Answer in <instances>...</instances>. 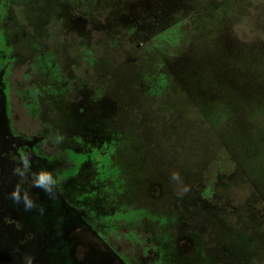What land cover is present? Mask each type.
Segmentation results:
<instances>
[{
    "label": "rangeland",
    "instance_id": "obj_1",
    "mask_svg": "<svg viewBox=\"0 0 264 264\" xmlns=\"http://www.w3.org/2000/svg\"><path fill=\"white\" fill-rule=\"evenodd\" d=\"M122 1L129 17L139 20L140 28L135 33L143 44L138 48L122 42L108 45L106 51L118 52L119 57L129 53L138 68L128 71L149 77L157 91L142 101L136 93L135 103L142 111H135V122L128 117L119 121L131 122L128 124L133 137L142 142L149 139L150 145L143 147V143H138L136 148L128 139L118 141L115 146L101 147L99 142L103 139L108 142L114 138L115 128L104 123L111 114L109 110L115 107L110 97L102 105L97 104L100 107L96 111L89 106L93 104L81 107L82 112L90 114L85 124L80 122L79 130L88 139L72 137L70 143L78 145L80 141L87 146L96 143L93 152L97 162L101 160L102 191L110 197L105 206L111 217L133 223L144 220L142 225L149 234L153 229L170 228L177 234L178 242L180 234L188 237L181 246L186 248L191 246L190 237L196 239V245L202 242L201 234L195 232L192 236L186 224L199 226L203 217H223L228 227L222 239L229 245V254L247 257L257 254L261 258L258 263L264 264V0ZM118 3L82 0L68 8L71 12L92 9L102 13V5L116 10ZM20 14L28 24L26 30L39 25L24 6ZM125 44L131 47L127 52ZM26 67L20 64L13 72L24 74ZM106 71L99 73L103 76ZM68 74L66 84L51 80L49 96H69L72 89H78L72 87L78 78L72 72ZM114 76L112 72L111 81ZM160 77L165 83L160 82ZM130 86L125 85L124 100L132 95ZM115 89L119 90L118 86ZM106 90L109 88L105 86L100 89L103 94ZM12 91L13 96L19 97L14 88ZM46 96L44 92V99ZM44 106H50L48 100ZM33 118L38 121L36 115ZM74 124L62 118L56 128L72 131ZM134 129L139 131L135 133ZM142 152L151 160L143 159ZM160 156L164 164L158 167L153 160ZM110 182L112 186L108 188ZM24 192L27 191L21 190V195ZM185 195L192 198L189 205L183 203ZM205 196L220 202L216 214L209 212L213 203ZM209 231L214 234H208L207 240L217 236L213 229ZM171 235L166 232L164 236ZM106 245L117 264H143L125 253L127 250L118 236ZM182 253L186 264H207L208 258V264L222 262L220 254L203 248L193 255ZM169 254L146 264H175Z\"/></svg>",
    "mask_w": 264,
    "mask_h": 264
},
{
    "label": "flooded vegetation",
    "instance_id": "obj_2",
    "mask_svg": "<svg viewBox=\"0 0 264 264\" xmlns=\"http://www.w3.org/2000/svg\"><path fill=\"white\" fill-rule=\"evenodd\" d=\"M78 1L82 0H0V264H113L116 261L108 252L106 242L115 236L123 241L125 253L143 264L152 263L167 253L175 264H186L182 251L193 255L201 248L220 254L222 262L219 260V264H259L260 255L229 254V245L222 239L228 227L223 217H203L198 222L199 226L186 224L192 230V236L195 232L202 236V244L196 245V239L190 237L191 246L186 248L181 246L188 237L180 234L178 242L177 234L174 235L170 228L163 231L153 229L154 232L149 234L142 225H145L144 220L133 223L111 217L108 213L105 204H109L110 197L102 191L101 160L97 162L93 152L96 143L90 142L92 146L80 141L78 145L70 143L72 137L88 139L83 130H79L80 122L85 124L90 114L82 112L81 107L86 103L93 104L89 106L96 111L104 99L110 97L115 107L109 110L111 114L104 123L115 128L114 138L108 142L103 139L99 142L101 147L115 146L118 141L128 139L136 148L138 143L145 147L150 145V140H137L129 127L132 123H123L119 119L128 117L135 122V111H142V107L135 103V94L138 93L142 101L157 89L145 76L140 80L142 84L132 82V95L129 100H124V91L115 89L118 86L114 83L115 76L111 81L119 59L116 56L103 58L104 51L101 50L122 42L135 44L138 48L143 44L138 42L139 36L135 33V29L140 28L139 20L135 18V23L129 12L123 10V1L117 0L120 3L116 4V10L102 5V13L92 9L71 12L68 6ZM23 6L35 17L33 22L39 23L38 26L30 30L23 28L24 24H20ZM119 37L123 41L118 40ZM72 45L80 49V55L84 57L82 62L75 64L81 68L83 63L84 71L89 74L84 78L76 76L77 82L72 87L78 89H72V95L49 96L51 80H59L61 84L67 82L66 77L71 71L68 65L72 64L68 51ZM86 63L90 66L88 69ZM20 64L27 66L24 74L13 72ZM43 65L46 70H43ZM100 70L106 73L102 76ZM160 79L165 83L163 77ZM103 86L109 88L104 94L100 91ZM13 88L19 97L13 96ZM46 100L50 106H44ZM131 111V114H122ZM91 112L93 115L92 109ZM98 117L101 119L103 116ZM62 118L75 122L72 126L75 129L56 128ZM21 154L28 156L31 165V172L24 180L13 174L15 167H22ZM142 156L151 160L145 152ZM153 161L158 167L164 164L161 156ZM41 170L51 172L58 180L52 196L32 186V173ZM111 184L107 187L110 188ZM18 185L30 194L36 205L33 209L26 210L23 203H15L11 198ZM211 229L217 232V236L212 235L207 240ZM206 231L209 232L203 234ZM166 232L172 235L164 236ZM178 245L181 248H177ZM205 261L208 264L209 258Z\"/></svg>",
    "mask_w": 264,
    "mask_h": 264
},
{
    "label": "trees",
    "instance_id": "obj_3",
    "mask_svg": "<svg viewBox=\"0 0 264 264\" xmlns=\"http://www.w3.org/2000/svg\"><path fill=\"white\" fill-rule=\"evenodd\" d=\"M22 22V23H21ZM20 24H24L23 28L27 29L28 27V24L24 21H21ZM105 40V39H104ZM131 47H128L127 45H125L124 49L126 50L125 52H127V50H129ZM107 49H103L101 51H104L102 53V57H106V58H109L111 56H116L118 59H119V63H118V66L116 65V67L114 68L113 72L116 73L115 75V80H114V83L118 84V89L120 91H124V88H125V85H129L131 84V88H132V82L135 81V82H140V80L143 78V75H137L136 72H129L128 71V68H132L134 70H136L138 68V65L135 66V61H133L131 58H130V54L129 53H124L122 55V57H119L118 56V52L117 53H112L110 52L109 50L106 51ZM68 53L70 54V57H71V66L68 65V67L70 68V72L73 73V75L76 77V76H81V77H85L86 75H88L89 73L87 71H84V68L85 66L81 65V68H79L75 63H79L80 61L82 62L83 61V58L80 54H81V50L80 49H77V48H74L73 45L70 46L69 48V51ZM134 56V55H133ZM135 58H137L136 56H134ZM74 62V63H73ZM88 67H90L87 63H86V69H88ZM83 70V71H82ZM81 71V72H80ZM120 71H126V72H120ZM126 76V77H125ZM142 84V83H141ZM123 86V87H122ZM138 88H141V87H138ZM135 131H139V130H136L134 129V132ZM154 144L152 143L151 146H153ZM191 192V191H190ZM187 196L185 195L184 199L186 198ZM206 199H208L207 201L208 202H211L213 203L212 206H211V209L209 210V212L213 213V214H216L217 211H218V206L220 205V202L218 200L214 201V200H211L210 198H214L212 196H208V197H204ZM183 200V203L189 205V203L192 201V198L189 196L188 198H186L185 200ZM211 200V201H209ZM229 200H226V202H228ZM198 202V201H196ZM201 202V201H200ZM225 202V201H224ZM224 202H221V203H224ZM215 203V204H214ZM212 210V211H211ZM214 211V212H213Z\"/></svg>",
    "mask_w": 264,
    "mask_h": 264
},
{
    "label": "clouds",
    "instance_id": "obj_4",
    "mask_svg": "<svg viewBox=\"0 0 264 264\" xmlns=\"http://www.w3.org/2000/svg\"><path fill=\"white\" fill-rule=\"evenodd\" d=\"M20 162L22 167H15L13 169V174L19 176L21 180H24L27 179L29 173L31 172V165L26 154H21ZM175 178L176 177L174 175L173 179ZM32 182L33 187L41 188L49 196L54 195L58 184L57 178H55L53 174L47 170H41L39 173H32ZM11 198L15 203H23L26 210H31L36 206L27 192H24L23 195H21L19 185L13 190Z\"/></svg>",
    "mask_w": 264,
    "mask_h": 264
}]
</instances>
